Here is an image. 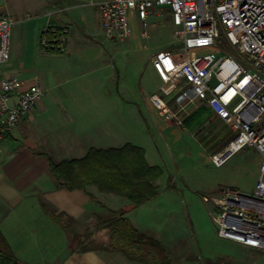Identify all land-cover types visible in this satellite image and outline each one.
<instances>
[{"label":"crops","instance_id":"1","mask_svg":"<svg viewBox=\"0 0 264 264\" xmlns=\"http://www.w3.org/2000/svg\"><path fill=\"white\" fill-rule=\"evenodd\" d=\"M82 1L1 2L2 12L15 23L21 8L32 11L31 21L22 25V30L29 35L38 61L48 58V65L39 64L34 70L1 68L5 74L22 79L39 78L45 93L1 141L0 233L19 264H139L120 252L82 251L79 246L85 244L80 240L87 242L86 238L90 241L96 236L107 243L102 222L109 217L108 211L122 212L140 233L161 243L171 264H202L198 253L190 250L191 243L166 228V215L169 209L176 210L178 193L158 191L154 199L132 208L126 199L99 192L94 186L83 190L59 187L50 173L51 163L82 158L89 148H117L127 143L141 147L147 163L161 168L156 139L171 127L147 100L160 84L151 59L169 53L151 55L141 65V80H156L155 90L146 94V83L141 80L138 91L128 88L106 51L95 65L97 57L88 53L84 42L79 44L80 33L94 39L92 22L102 31L97 5L106 0H94L88 13ZM47 23L69 26L65 54L40 50L39 36ZM16 33L18 42L20 32ZM69 79L74 80L73 86ZM112 79L114 87L108 84ZM43 205L53 214L62 215L59 223L43 210ZM168 226L174 230L178 227Z\"/></svg>","mask_w":264,"mask_h":264},{"label":"built area","instance_id":"2","mask_svg":"<svg viewBox=\"0 0 264 264\" xmlns=\"http://www.w3.org/2000/svg\"><path fill=\"white\" fill-rule=\"evenodd\" d=\"M104 36L123 41L130 36L128 12L134 11L141 35L163 24L168 11L177 29L178 54L154 56L160 84L147 96L158 117L175 127L201 105L226 125L232 139L208 160L221 166L248 146L260 157L252 194L221 188L201 196L220 239L264 251V0H106L97 5ZM12 18L0 11V155L1 141L45 93L39 78L5 74ZM70 28L47 23L39 36L43 53L65 54ZM224 38L243 57L220 55L216 44ZM218 80L212 88L210 81Z\"/></svg>","mask_w":264,"mask_h":264},{"label":"rangeland","instance_id":"3","mask_svg":"<svg viewBox=\"0 0 264 264\" xmlns=\"http://www.w3.org/2000/svg\"><path fill=\"white\" fill-rule=\"evenodd\" d=\"M1 2L2 0H0L2 11ZM93 2L94 0L82 1L85 5L83 9L87 13L92 11ZM163 13V24L149 29L147 37L141 35L140 21L135 12L130 10L128 17L131 32L127 39L123 41L107 39L92 22L91 36L94 39L85 38L80 33L79 44L84 42L88 53L97 57L95 65L102 57V51H106L108 56H111L110 62L118 69L119 77L126 79L128 88L138 91L142 63H145L151 55L160 52L175 55L181 50L177 29L173 26L168 11ZM32 17L33 13L30 10L21 8L18 12L16 19L19 21L13 22L8 37L9 58L1 68L34 70L39 64L43 67L48 65V58L38 61L30 47L29 35L22 30ZM16 31L20 32L18 42H16ZM223 39L220 38L216 44L219 54L235 57L248 69L243 63V57ZM69 81V85L73 86L74 80L69 79ZM141 81L146 83V94L157 88V81L154 79ZM114 83L115 80L112 79L108 84L114 87ZM218 84L217 78L213 77L210 81L211 87L216 88ZM122 92L124 94V91ZM193 113L194 116L181 127H174L163 121L171 127H167L163 137L159 136L158 141L156 139L159 155L157 162L163 164L162 175L157 182L158 191L162 194L165 191L178 193L176 200L170 199L178 203L174 204L176 210L169 209L166 215L168 225L173 224L178 227L175 230L168 225L165 227L168 228L169 233H178L180 238H185L191 243L190 250L198 253L202 264H264V251L223 240L217 236L209 214L212 208L201 200L202 195L215 193L221 188H233L245 194H252L259 165L258 153L253 148L245 146L230 155L221 166H214L208 160V156L221 151L231 140L232 133L205 105L199 106ZM90 241L96 243L97 247L106 245L101 236H96ZM80 242L87 243L81 240ZM79 246L81 248L83 244Z\"/></svg>","mask_w":264,"mask_h":264},{"label":"trees","instance_id":"4","mask_svg":"<svg viewBox=\"0 0 264 264\" xmlns=\"http://www.w3.org/2000/svg\"><path fill=\"white\" fill-rule=\"evenodd\" d=\"M194 114L191 113L184 123ZM49 170L59 187L83 190L94 186L99 192L126 199L132 208L157 197L156 181L162 175L159 166L147 163L141 147L129 143L117 148H89L82 158L51 163ZM42 208L59 223L61 214H53L44 205ZM108 214L109 217L102 222L107 233L106 245L97 247L86 238L87 243L81 247L82 251L120 252L128 260L139 264H171L161 243L140 233L124 213L108 211ZM0 264H19L1 233Z\"/></svg>","mask_w":264,"mask_h":264}]
</instances>
